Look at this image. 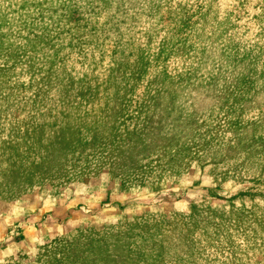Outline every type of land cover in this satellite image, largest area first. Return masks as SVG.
Wrapping results in <instances>:
<instances>
[{
    "label": "rangeland",
    "instance_id": "374dc122",
    "mask_svg": "<svg viewBox=\"0 0 264 264\" xmlns=\"http://www.w3.org/2000/svg\"><path fill=\"white\" fill-rule=\"evenodd\" d=\"M0 264H264V0H0Z\"/></svg>",
    "mask_w": 264,
    "mask_h": 264
}]
</instances>
